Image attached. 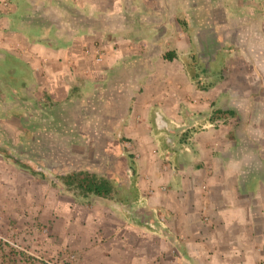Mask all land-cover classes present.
<instances>
[{
    "label": "crops",
    "instance_id": "crops-1",
    "mask_svg": "<svg viewBox=\"0 0 264 264\" xmlns=\"http://www.w3.org/2000/svg\"><path fill=\"white\" fill-rule=\"evenodd\" d=\"M234 21L224 0H0L4 234L29 252L54 246L46 228L35 220L32 230L24 216L33 204L21 199L25 181L39 179L10 161L14 146L37 144V116L48 109L31 100L44 89L50 112L73 102L87 114L81 131L68 124L63 136L60 123H49L52 143L61 135L72 153L83 145L59 175L109 177L120 197L60 200L59 191L71 189L58 178L34 185L50 193L38 207L50 224L67 223L55 240L78 248L79 264H264V140L244 135L245 127L264 130V73L251 75L260 63L246 59ZM201 73L215 83L197 87ZM246 79L257 82L253 92ZM234 91L252 102L247 118L228 102ZM245 147L256 165L229 174V158Z\"/></svg>",
    "mask_w": 264,
    "mask_h": 264
},
{
    "label": "rangeland",
    "instance_id": "rangeland-1",
    "mask_svg": "<svg viewBox=\"0 0 264 264\" xmlns=\"http://www.w3.org/2000/svg\"><path fill=\"white\" fill-rule=\"evenodd\" d=\"M234 5H231L233 4ZM233 3L230 2V0H224V5L227 7L232 6L235 8V21L233 24H235V28L242 29V39L246 40V59L248 61H251L252 63H260L258 66L256 63V67L252 65L251 67L255 68L256 74L254 75L256 78V75L262 76L263 70L262 67H264V0H234ZM233 10V9H231ZM240 23V26L237 25ZM244 51H242V54ZM262 63V64H261ZM250 65V64H247ZM201 64L196 66V70L199 72H203L204 69L201 70ZM260 67V69H259ZM222 71L225 74H229V68L223 67ZM231 68V67H230ZM249 70L248 68H246ZM231 70V69H230ZM230 72V71H229ZM204 73V72H203ZM199 78L195 80L194 84L203 89L206 87H210L213 85L216 81V77H213L211 75H205V74H199ZM45 84V83H44ZM252 86V88H249ZM223 87H227L229 85L228 82H224L221 84ZM257 86V82L251 83L248 79H246V89H251L250 91H254V88ZM37 94L32 97L31 104L34 103V101H38L41 103V105L46 106V109L40 111V114L37 116V121L39 122V137L36 141L37 144L33 143H26L25 145H17L14 146L11 150L12 153H14L15 159L12 158L10 161L13 160L16 161L17 164L21 165L22 168H28L27 170L30 173L35 172V176L39 179V181L35 180H28L25 181L26 189L25 193H21V199H25L27 201L32 202L31 207H27L24 210V213L27 217V226H31L32 230H34L35 220L39 224L38 226H43V228H40V231L44 232V228H46V232L49 233L51 238L53 239V244L51 252L48 253H39L31 251L34 255L38 256L39 258L43 259V264H79V250L78 248H75L73 246H69L67 244H61L58 243L55 239H58L61 241V238L59 236L67 234V223H62V217H56L54 218V223L50 224L48 219H45L46 212H43L40 207H38V204L40 202L45 201L47 198L48 200L51 199L50 193L47 191L40 192L35 188L34 185H40L41 183L44 186H50L53 185L59 180L57 179V175L64 173V169H62V166L66 165L65 163L71 161H79L80 158L77 156L76 153H81L83 145L81 144H75L72 146V149L75 150L74 153L70 150V147L66 144L64 137H61V135H64V130L68 128V124L75 127L73 128L75 131H81V127H79V121H82L84 116H87L86 113H84V110L82 108H78L80 104H74L73 102H69L64 104V109L62 105L60 106V110L62 109V112L58 113H52L50 112L52 105L51 98L49 96V93L46 92L44 89L39 90L37 89ZM82 99V98H81ZM77 109L76 112L71 111L70 109ZM56 110V108H54ZM30 119H33V116L29 117ZM56 121L57 123H60L58 126L60 127L57 131L60 135L59 137V143L55 144L51 142V139H53L51 135L52 129L50 128V121ZM225 123H231L232 120H223ZM63 124L64 128H63ZM51 129V131H50ZM31 131V130H30ZM34 132H30V136ZM28 138V137H27ZM71 157L72 155H74ZM31 163V164H30ZM70 168L77 169L76 164H71ZM34 169V170H33ZM165 173V172H164ZM135 178V177H132ZM129 177L127 178V180ZM60 182V181H59ZM128 184V181H127ZM121 190V189H120ZM48 193V194H47ZM80 193L76 190H70L67 191L65 189H62L59 191V199L60 200H67V199H76L81 200L79 197ZM119 195H123V193H119ZM48 196V197H47ZM95 197H88L87 202L92 203L94 202ZM36 201V202H35ZM38 203V204H37ZM3 208H0V212ZM1 215V213H0ZM38 217H42L43 220L38 221ZM1 218V217H0ZM34 221V222H33ZM31 222H33L31 224ZM143 224V223H142ZM161 226L160 223H155ZM153 224L155 227L156 225ZM35 225V226H34ZM148 226L147 224H144ZM149 226V227H153ZM70 229V226L68 227ZM3 237L8 238V240H4ZM13 239H10L7 235L4 234V231L0 228V256L1 254H8V257H12L15 261L14 264H42L40 259L34 258L35 260H26V256L19 255L17 251H22V248L24 247L26 249V246L21 244L20 242H15ZM8 241V242H7ZM2 243H6L8 246L2 245ZM28 250V249H27ZM24 253L27 256L33 257L28 252L24 251ZM47 261V262H46ZM6 264H12V263H6Z\"/></svg>",
    "mask_w": 264,
    "mask_h": 264
},
{
    "label": "trees",
    "instance_id": "trees-1",
    "mask_svg": "<svg viewBox=\"0 0 264 264\" xmlns=\"http://www.w3.org/2000/svg\"><path fill=\"white\" fill-rule=\"evenodd\" d=\"M166 58H169L166 56ZM226 115V113H224ZM35 173V172H34ZM57 178L62 184L69 188L77 190L80 195L86 196L88 194L101 198L119 199L117 193L116 183L109 177L98 175L96 173L88 172L86 170L72 171L66 174L57 175ZM8 246L6 243H2ZM19 255L26 256V260H35L34 257L27 256L23 251H17ZM7 254H1L2 262L14 264L12 257ZM42 263V261H40ZM43 264V263H42Z\"/></svg>",
    "mask_w": 264,
    "mask_h": 264
},
{
    "label": "clouds",
    "instance_id": "clouds-1",
    "mask_svg": "<svg viewBox=\"0 0 264 264\" xmlns=\"http://www.w3.org/2000/svg\"><path fill=\"white\" fill-rule=\"evenodd\" d=\"M229 104L235 106V108L247 118L252 112V102L244 95H240L238 91H234L228 98ZM244 135L251 143H258L264 140V130L254 129L252 127H245ZM257 163L256 154L249 148H242L240 152L232 155L227 164V170L229 174H243V172Z\"/></svg>",
    "mask_w": 264,
    "mask_h": 264
},
{
    "label": "built area",
    "instance_id": "built-area-1",
    "mask_svg": "<svg viewBox=\"0 0 264 264\" xmlns=\"http://www.w3.org/2000/svg\"><path fill=\"white\" fill-rule=\"evenodd\" d=\"M157 220H158L159 223H163V221H164V216H163L162 214H157ZM22 251H23V252L26 251V252H28L29 254H31L34 258H38V259H40L41 261H43V259H41V258H39L38 256L34 255L33 253H31V252L25 250L24 248H22ZM46 262H47V261H46Z\"/></svg>",
    "mask_w": 264,
    "mask_h": 264
}]
</instances>
